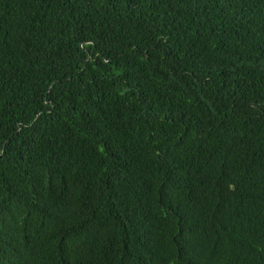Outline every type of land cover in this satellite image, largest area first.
I'll list each match as a JSON object with an SVG mask.
<instances>
[{"label":"trees","instance_id":"1","mask_svg":"<svg viewBox=\"0 0 264 264\" xmlns=\"http://www.w3.org/2000/svg\"><path fill=\"white\" fill-rule=\"evenodd\" d=\"M0 264H264V0H0Z\"/></svg>","mask_w":264,"mask_h":264}]
</instances>
